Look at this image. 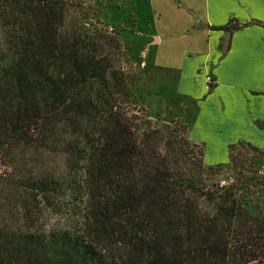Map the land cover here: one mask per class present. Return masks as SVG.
I'll list each match as a JSON object with an SVG mask.
<instances>
[{"label": "trees", "instance_id": "1", "mask_svg": "<svg viewBox=\"0 0 264 264\" xmlns=\"http://www.w3.org/2000/svg\"><path fill=\"white\" fill-rule=\"evenodd\" d=\"M85 10L0 0V264L262 263L264 201L248 212L238 175L208 184L220 166L185 125L136 115L118 35Z\"/></svg>", "mask_w": 264, "mask_h": 264}, {"label": "crops", "instance_id": "2", "mask_svg": "<svg viewBox=\"0 0 264 264\" xmlns=\"http://www.w3.org/2000/svg\"><path fill=\"white\" fill-rule=\"evenodd\" d=\"M187 1L182 9V0H173L177 5L169 15L156 13L165 29L183 36L197 29L196 40L205 44L197 55H180L177 92L196 108L188 140L202 147L207 166L226 164L229 148L239 143L264 153V0ZM229 20L261 26L248 25L230 36L210 29ZM149 38L147 43L157 47L168 43L165 35ZM183 62L192 64L190 71L181 68Z\"/></svg>", "mask_w": 264, "mask_h": 264}, {"label": "rangeland", "instance_id": "3", "mask_svg": "<svg viewBox=\"0 0 264 264\" xmlns=\"http://www.w3.org/2000/svg\"><path fill=\"white\" fill-rule=\"evenodd\" d=\"M184 1L188 2L182 0V3L178 4L182 9L187 7ZM80 3L83 9H87V18L83 23L114 34L116 38L118 35L121 49L124 51L121 69L135 98L136 115L141 119L150 120L153 127L172 125L171 121L177 120L185 125L187 137V130L192 126L196 108L189 97L177 92L180 55L183 51L188 52L191 57L197 55L205 49V44L201 39L196 40V36L200 34L197 29L183 36L180 31L165 29L163 21L157 20L156 11L162 10L169 15L170 8L175 7L176 2L80 0ZM83 26L86 27L85 24ZM156 34L168 37L166 46L157 47L147 43L149 37ZM191 67L190 63L181 64V68L187 71H190ZM248 146L250 145L245 143L235 144L231 151V156L234 157L233 167L228 163L219 165L218 172L208 174L211 179L208 184L226 185L233 182L237 175L240 176L243 202L248 212L255 213L264 201V156L256 154ZM61 216H66L65 220H62ZM43 221L48 227L68 224V210L47 214Z\"/></svg>", "mask_w": 264, "mask_h": 264}, {"label": "built area", "instance_id": "4", "mask_svg": "<svg viewBox=\"0 0 264 264\" xmlns=\"http://www.w3.org/2000/svg\"><path fill=\"white\" fill-rule=\"evenodd\" d=\"M205 81H206V83H208V82H209V78H208V77H206V78H205Z\"/></svg>", "mask_w": 264, "mask_h": 264}]
</instances>
